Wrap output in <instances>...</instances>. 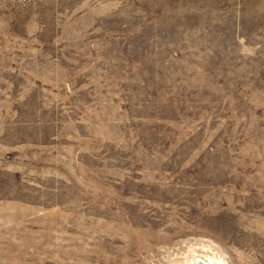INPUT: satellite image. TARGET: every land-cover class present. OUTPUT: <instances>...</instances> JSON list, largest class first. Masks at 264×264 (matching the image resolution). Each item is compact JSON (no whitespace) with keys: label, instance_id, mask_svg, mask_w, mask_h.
Listing matches in <instances>:
<instances>
[{"label":"rangeland","instance_id":"374dc122","mask_svg":"<svg viewBox=\"0 0 264 264\" xmlns=\"http://www.w3.org/2000/svg\"><path fill=\"white\" fill-rule=\"evenodd\" d=\"M264 264V0H0V264Z\"/></svg>","mask_w":264,"mask_h":264},{"label":"bare ground","instance_id":"6f19581e","mask_svg":"<svg viewBox=\"0 0 264 264\" xmlns=\"http://www.w3.org/2000/svg\"><path fill=\"white\" fill-rule=\"evenodd\" d=\"M194 264H210V262L207 261L206 259H201V258H199V259H197V260L195 261Z\"/></svg>","mask_w":264,"mask_h":264}]
</instances>
